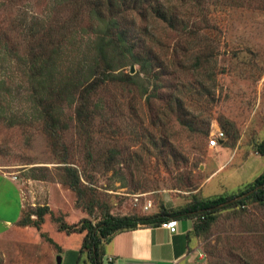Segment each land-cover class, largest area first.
I'll use <instances>...</instances> for the list:
<instances>
[{
  "label": "rangeland",
  "instance_id": "obj_1",
  "mask_svg": "<svg viewBox=\"0 0 264 264\" xmlns=\"http://www.w3.org/2000/svg\"><path fill=\"white\" fill-rule=\"evenodd\" d=\"M205 1L188 21L194 33L156 30L165 45L154 52L167 64L180 60L183 69L156 72L155 85L148 83L143 94L117 85L101 91L109 114L95 120L88 134L74 128L72 107L63 106L66 129L50 138L33 118L17 64L10 56L2 59L0 175L16 186L22 207L16 221L0 231V264H56L58 255L67 262L85 231L66 234L57 220L96 224L107 214L178 210L194 197L233 192L262 172L264 156L254 147L264 138V0ZM50 4L0 0V39L10 21L18 23L24 13L43 16ZM19 32L8 48L13 41L23 52ZM196 56L201 66L193 71ZM216 130L223 139L209 148ZM111 148L116 153L110 157ZM68 168L78 174L77 192L68 186ZM7 181L0 180V198L11 186ZM148 200L151 207L143 209ZM44 206L48 211L38 218ZM192 235L203 257L194 252L180 264H264V200L217 210L208 228Z\"/></svg>",
  "mask_w": 264,
  "mask_h": 264
},
{
  "label": "trees",
  "instance_id": "obj_2",
  "mask_svg": "<svg viewBox=\"0 0 264 264\" xmlns=\"http://www.w3.org/2000/svg\"><path fill=\"white\" fill-rule=\"evenodd\" d=\"M49 1V10L43 16L32 14L27 18L24 13L19 16L18 23L14 19L10 21L3 31L4 39H0V62L2 59L7 61L6 57L10 56L17 64L33 118L50 138H57L66 129L61 120L63 106L72 107L74 128L88 134L95 120L103 122L109 114L104 109L105 98L101 91L117 85L141 89L143 94L148 83L155 85L159 74L156 72L169 67L183 69L180 60L167 64L154 52L158 44L165 45L156 30L164 31L161 27L165 31L194 33L188 29V21L195 12L200 13L206 3L205 0ZM62 11L65 18L60 15ZM18 29L25 43L23 52H19V43L14 46L13 41L8 48ZM188 47L193 50L192 41L188 42ZM175 52L172 49L170 55L174 56ZM210 55L211 50L208 49L204 61ZM196 57L190 70H198L201 66L199 57ZM133 64L138 66V70L130 74L129 67ZM2 85L4 80L0 78V87ZM108 151L110 157L116 153L113 148ZM254 151L264 156V138L255 145ZM87 155L91 156L90 151ZM108 161L109 158L105 164ZM68 169V186L77 192L78 174L74 168ZM252 189V192L242 196ZM238 196L242 197L225 203ZM249 199L264 200V170L252 182L233 192L201 199L194 197L178 210L169 211L161 206L157 212L143 216L107 214L96 224L86 218L81 219L79 224L56 222L57 229L66 234L85 231L78 253L86 251L89 264H102V244L116 232L138 225L160 224L169 218L202 220V225L193 224V230L198 232L208 228L217 210L243 206ZM221 203L225 204L218 207ZM39 210L38 218L48 211L46 206ZM47 240L60 249L51 238L47 237Z\"/></svg>",
  "mask_w": 264,
  "mask_h": 264
},
{
  "label": "crops",
  "instance_id": "obj_3",
  "mask_svg": "<svg viewBox=\"0 0 264 264\" xmlns=\"http://www.w3.org/2000/svg\"><path fill=\"white\" fill-rule=\"evenodd\" d=\"M219 168L214 169L210 175ZM0 176V180L4 183L7 180L11 181L4 173H1ZM9 184L10 188L6 187L0 198V214H9L10 218L0 217V231L9 228L21 213L20 194H18L16 186L12 187V184ZM2 189L1 184L0 190ZM177 220L178 229L175 233H170L160 224L138 225L133 229L114 233L103 244L102 264H111L107 260L108 257H111L117 264H180L184 260H191L194 252L199 253L195 251L196 249L194 250L195 239L192 235L194 220L193 218H178ZM80 245L70 251L71 256L67 262H64L65 259L61 257L58 264H89L87 255L78 253Z\"/></svg>",
  "mask_w": 264,
  "mask_h": 264
},
{
  "label": "built area",
  "instance_id": "obj_4",
  "mask_svg": "<svg viewBox=\"0 0 264 264\" xmlns=\"http://www.w3.org/2000/svg\"><path fill=\"white\" fill-rule=\"evenodd\" d=\"M223 136L224 134L221 130H216V132L213 135H211L210 139L208 140L207 146L209 148H214L215 146H217V144H219L220 140L223 139ZM150 207H151V202L148 200L147 202H145L143 209H148ZM160 225L166 228L170 233H175L177 232L178 229V220L176 218H169L165 221H162ZM197 256L198 258H202L203 254L199 252ZM107 260L111 264H117L111 257H108Z\"/></svg>",
  "mask_w": 264,
  "mask_h": 264
},
{
  "label": "water",
  "instance_id": "obj_5",
  "mask_svg": "<svg viewBox=\"0 0 264 264\" xmlns=\"http://www.w3.org/2000/svg\"><path fill=\"white\" fill-rule=\"evenodd\" d=\"M134 72H135L134 65H131V66L129 67V73H130V74H133ZM258 187H261V185L258 186ZM253 190H254V189L250 190L249 192L243 194L242 196L247 195L248 193L252 192ZM242 196H238V197H236V198H234V199H231V200H229V201H227V202H225V203H226V204H227V203H230V202H232V201H234V200H236V199L241 198ZM225 203H221V204H219L218 207L224 205ZM58 263H59V257H57V263H56V264H58Z\"/></svg>",
  "mask_w": 264,
  "mask_h": 264
}]
</instances>
